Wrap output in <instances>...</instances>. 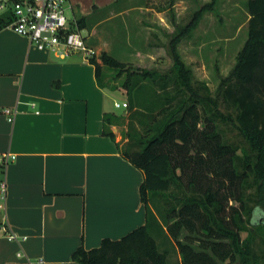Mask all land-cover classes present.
Listing matches in <instances>:
<instances>
[{
	"label": "trees",
	"instance_id": "1",
	"mask_svg": "<svg viewBox=\"0 0 264 264\" xmlns=\"http://www.w3.org/2000/svg\"><path fill=\"white\" fill-rule=\"evenodd\" d=\"M167 1L174 5L175 0ZM219 1L203 4L187 26L177 27L168 70L131 69L106 52L101 54L105 65L115 68L118 76L125 75L122 85L130 114L122 152L145 174L140 193L147 222L119 240L106 238L99 247L78 248L73 260L171 264L170 250L157 239L163 234L177 248L181 264H228L236 258L257 264L256 258L250 259L251 233L242 237L241 232H247L245 191L254 184L257 205L249 221L254 227L264 226V219L256 218L264 216V0H247L248 36L215 96L207 83L193 80L192 69L178 51L185 35L205 12L215 11ZM8 20H0V29ZM89 61L95 65L98 84L108 87L101 65L95 57ZM221 108H233L234 113ZM220 120L234 125L243 141H231ZM105 122L104 133L114 136L109 125L120 123V116L106 115ZM157 198L176 202L165 207L163 225L149 203ZM231 200L238 205H229ZM184 230L189 234L181 239Z\"/></svg>",
	"mask_w": 264,
	"mask_h": 264
},
{
	"label": "crops",
	"instance_id": "2",
	"mask_svg": "<svg viewBox=\"0 0 264 264\" xmlns=\"http://www.w3.org/2000/svg\"><path fill=\"white\" fill-rule=\"evenodd\" d=\"M106 1L72 21L88 32L92 50L106 20L96 15L119 0ZM113 90L98 84L95 65L82 54L61 58L0 29V156H15L0 163V183L7 185L6 199L0 197V264H81L72 258L78 248L119 240L146 224L145 174L123 155L121 124L109 125L114 136L104 133L105 116L118 115Z\"/></svg>",
	"mask_w": 264,
	"mask_h": 264
},
{
	"label": "rangeland",
	"instance_id": "3",
	"mask_svg": "<svg viewBox=\"0 0 264 264\" xmlns=\"http://www.w3.org/2000/svg\"><path fill=\"white\" fill-rule=\"evenodd\" d=\"M119 1L107 9L104 8L96 15L98 18L106 20L101 21L97 26L100 36L99 44L93 47L94 53L90 57H95L101 65L105 76L104 82L109 88L114 89L111 93L112 108L120 116L119 130L120 134L124 136L128 130L130 111L124 106H114V100L120 103L127 101L126 89L122 85L125 75L118 76V71L115 68L105 65L102 62L101 52L105 50L109 55L113 52L119 59L111 54L113 58L122 61L131 69L168 70L173 65L169 55L170 41L177 34V27L181 29L187 26L197 10L209 0H175L172 7L167 0H129L125 3H122V0ZM103 2L107 1L73 0L72 4L76 10L67 9L66 16L73 21L78 19L80 12L90 13L96 8V5H101ZM246 2L247 0H220L216 10L205 12L196 26L178 44V51L182 59L193 71V80L207 83L213 96H215L221 80L228 76L233 69L236 56L247 39L249 14ZM146 8L152 9L154 14L155 12L161 13L162 18L151 17L147 14ZM124 10L127 12L122 14ZM88 18L90 17L88 16ZM92 25L90 26L92 27ZM82 33L87 40L88 47H92L86 35L88 32L84 30ZM221 109L224 113H234L233 108ZM220 125L231 141L235 143L243 141L237 128L230 122L224 123L220 120ZM174 190L173 187L172 191ZM149 203L162 225L165 224L163 216L165 207L176 204L174 200L166 203L159 198L154 201L150 200ZM245 204L246 211L243 218L244 228L247 232H241V235L246 237L249 232L251 233L248 238L252 252L250 259L256 258L257 264H264V226L254 227L249 221L250 211L257 205V185L254 184L246 189ZM229 205H238V202L231 200ZM256 218L261 221L264 216L256 215ZM188 234V231L184 230L181 239H184ZM193 237L197 236L193 234ZM157 239L161 247L170 250L171 264H181V255L174 244L170 240H166L163 234L157 236ZM195 245L197 246L198 242ZM228 264L255 263H244L236 258Z\"/></svg>",
	"mask_w": 264,
	"mask_h": 264
},
{
	"label": "built area",
	"instance_id": "4",
	"mask_svg": "<svg viewBox=\"0 0 264 264\" xmlns=\"http://www.w3.org/2000/svg\"><path fill=\"white\" fill-rule=\"evenodd\" d=\"M70 8L69 0H0V20L9 19L6 27L29 38L40 50L50 51L61 58L80 53L89 60L94 51L88 47L83 33L74 28L66 16ZM115 106L128 107V103L115 102ZM5 114L9 121L14 120L11 109H6ZM10 158L15 159V156L9 153L0 156V163L6 165ZM6 196L7 185L3 180L0 197L6 199ZM8 237L19 239L15 233H9Z\"/></svg>",
	"mask_w": 264,
	"mask_h": 264
}]
</instances>
